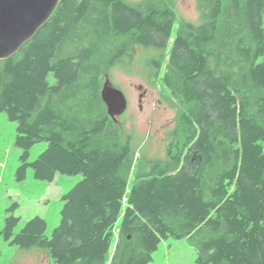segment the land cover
I'll list each match as a JSON object with an SVG mask.
<instances>
[{
  "label": "trees",
  "instance_id": "16d2710c",
  "mask_svg": "<svg viewBox=\"0 0 264 264\" xmlns=\"http://www.w3.org/2000/svg\"><path fill=\"white\" fill-rule=\"evenodd\" d=\"M197 0L200 24H176L166 0H61L35 37L0 61V114L16 124V182L82 180L61 197L46 237L35 216L18 232V204L0 235L54 264H150L162 240H188L195 264H264V0ZM223 14V22L218 20ZM137 49L163 104L177 111L184 150L129 188L136 150L100 91ZM141 54V55H142ZM52 75L54 83L48 77ZM47 148L33 162L36 144ZM128 191V192H127ZM113 255L108 256L114 243Z\"/></svg>",
  "mask_w": 264,
  "mask_h": 264
},
{
  "label": "rangeland",
  "instance_id": "374dc122",
  "mask_svg": "<svg viewBox=\"0 0 264 264\" xmlns=\"http://www.w3.org/2000/svg\"><path fill=\"white\" fill-rule=\"evenodd\" d=\"M129 4H137L145 0H123ZM175 11L176 24L173 28L172 38L166 52L167 58L173 38L182 22L200 24L197 0H166ZM228 4L224 0L223 8ZM223 14L218 24L223 22ZM137 58L128 67H117L110 72V81L119 89L127 99V109L117 118L115 125L120 129L122 140L131 137L132 147L136 150L133 171L129 179V188L140 175L150 172L156 164L164 165L168 161L167 152L171 155L183 152L185 144L184 129L178 121L177 111L165 106L161 99L163 85L160 81L165 71L162 64L160 78L153 84L148 75L149 66L140 62L147 56L137 49ZM142 54V55H141ZM50 84L54 83L53 76L48 77ZM141 86L142 90H138ZM143 98L139 101L141 94ZM113 121V120H112ZM16 124L10 122L5 113L0 114V231L4 227L7 209L15 202L20 203L15 216L20 218V223L15 230L18 233L36 213L47 222L46 237L50 238L52 231L60 224V211L64 205L61 197L68 193L82 180L81 175H57L53 183L36 182L33 171L29 169L23 182H16L15 170L19 163L21 150L14 146ZM47 148L46 142L33 146L29 154V162L35 161ZM7 165V169H3ZM2 171V174H1ZM128 192V191H127ZM9 196L13 202L9 201ZM41 204H32L30 198H40ZM120 220L115 226L114 243L109 253L112 258L118 234ZM197 253L188 240L176 241L172 238L162 240L157 251L152 255L150 264H195ZM0 264H54L45 251L38 249L22 250L6 241L0 235Z\"/></svg>",
  "mask_w": 264,
  "mask_h": 264
},
{
  "label": "water",
  "instance_id": "95a60500",
  "mask_svg": "<svg viewBox=\"0 0 264 264\" xmlns=\"http://www.w3.org/2000/svg\"><path fill=\"white\" fill-rule=\"evenodd\" d=\"M61 0H0V61L17 54L51 19ZM138 90H142L139 86ZM107 115L117 123L127 99L106 76L100 91ZM143 95L139 96L141 101Z\"/></svg>",
  "mask_w": 264,
  "mask_h": 264
},
{
  "label": "crops",
  "instance_id": "0c3cea01",
  "mask_svg": "<svg viewBox=\"0 0 264 264\" xmlns=\"http://www.w3.org/2000/svg\"><path fill=\"white\" fill-rule=\"evenodd\" d=\"M1 168V167H0ZM7 169V165L3 168V169H1V170H3V172H5V170ZM1 174H2V171H1ZM35 180V179H34ZM36 182H40V181H37V180H35ZM53 183V182H52ZM51 184V183H50ZM43 197H40V198H30V201L32 202V204H35V205H39V204H41V202H42V199ZM14 200H13V198L11 197V196H9V201L8 202H13ZM14 203H17L18 204V209L21 207L20 206V203L19 202H15L14 201ZM17 209V210H18ZM16 212V211H15ZM14 215H15V213H14ZM36 216L38 215L37 213L35 214ZM19 218V217H18ZM20 219V218H19Z\"/></svg>",
  "mask_w": 264,
  "mask_h": 264
},
{
  "label": "flooded vegetation",
  "instance_id": "af4514ba",
  "mask_svg": "<svg viewBox=\"0 0 264 264\" xmlns=\"http://www.w3.org/2000/svg\"><path fill=\"white\" fill-rule=\"evenodd\" d=\"M143 95H145V93Z\"/></svg>",
  "mask_w": 264,
  "mask_h": 264
}]
</instances>
